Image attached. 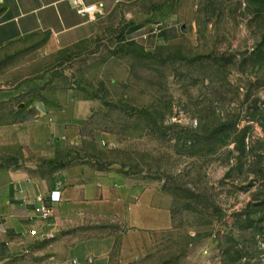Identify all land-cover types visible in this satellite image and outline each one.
Instances as JSON below:
<instances>
[{
  "label": "rangeland",
  "instance_id": "1",
  "mask_svg": "<svg viewBox=\"0 0 264 264\" xmlns=\"http://www.w3.org/2000/svg\"><path fill=\"white\" fill-rule=\"evenodd\" d=\"M13 83L78 89L95 162L172 194L168 231L93 232L123 230L108 264H264V0L119 7Z\"/></svg>",
  "mask_w": 264,
  "mask_h": 264
},
{
  "label": "crops",
  "instance_id": "2",
  "mask_svg": "<svg viewBox=\"0 0 264 264\" xmlns=\"http://www.w3.org/2000/svg\"><path fill=\"white\" fill-rule=\"evenodd\" d=\"M84 1L104 6L82 15L74 0H0V264H108L123 230L174 226L171 193L103 169L87 151L90 99L72 86L51 95L13 83L30 59L72 53L94 41L106 14L146 0ZM52 191L61 200L42 218L36 208ZM113 226L123 230L93 235Z\"/></svg>",
  "mask_w": 264,
  "mask_h": 264
},
{
  "label": "built area",
  "instance_id": "3",
  "mask_svg": "<svg viewBox=\"0 0 264 264\" xmlns=\"http://www.w3.org/2000/svg\"><path fill=\"white\" fill-rule=\"evenodd\" d=\"M74 4L78 11L82 15L90 14L97 10L98 7H103V4L96 5H87L84 0H74ZM61 200V192L60 191H52L48 199L39 207L36 208V212L42 217V218H48L52 214V203L58 202ZM32 235L37 236L38 232L37 230L31 231ZM74 264L77 263L76 260L73 261Z\"/></svg>",
  "mask_w": 264,
  "mask_h": 264
},
{
  "label": "water",
  "instance_id": "4",
  "mask_svg": "<svg viewBox=\"0 0 264 264\" xmlns=\"http://www.w3.org/2000/svg\"><path fill=\"white\" fill-rule=\"evenodd\" d=\"M182 30L185 31V27H182Z\"/></svg>",
  "mask_w": 264,
  "mask_h": 264
}]
</instances>
